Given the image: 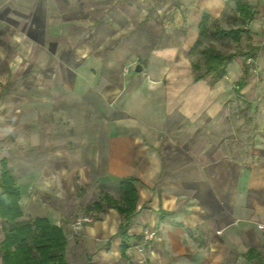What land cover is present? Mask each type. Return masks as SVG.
<instances>
[{
  "label": "crops",
  "instance_id": "crops-1",
  "mask_svg": "<svg viewBox=\"0 0 264 264\" xmlns=\"http://www.w3.org/2000/svg\"><path fill=\"white\" fill-rule=\"evenodd\" d=\"M117 1L0 0V63H8L13 85L3 94L23 122L30 118L31 147L45 152L46 175H31V185L64 194L75 175L83 188L102 191L85 206L96 219L74 232L67 216L19 188L13 174L21 220L60 227L67 264H256L250 250L264 264V155L253 153L244 164L214 159L212 141L199 140L227 113L230 83L237 87L250 63L242 71L230 63V81L224 75L212 84L209 76L195 81L186 59H167L176 45L158 49L160 63H145L142 47L119 43L134 28L126 23L119 31L115 9L95 11ZM115 51L126 55L118 60ZM23 65L35 70L20 80ZM126 178L137 198L122 254L121 216L102 197L121 202ZM145 227L158 231L146 258L135 248ZM4 228L0 219V243Z\"/></svg>",
  "mask_w": 264,
  "mask_h": 264
},
{
  "label": "rangeland",
  "instance_id": "rangeland-1",
  "mask_svg": "<svg viewBox=\"0 0 264 264\" xmlns=\"http://www.w3.org/2000/svg\"><path fill=\"white\" fill-rule=\"evenodd\" d=\"M246 2L255 12V20L247 26L251 32L250 43L260 50L254 62L243 60L241 57L232 62L238 63L241 71L243 63H253L248 70L247 85L243 89H237L236 82L232 80L230 92H235V96H231L226 104L227 113L214 118L212 133L208 132L206 135L199 132V140H203L208 147L212 141L214 159L226 157L241 164L249 161L253 153L264 155L263 152H259V149L264 150V0H246ZM101 6L100 10L95 9V11L116 10L119 15L118 21L121 20L119 31L120 26L126 23L134 28L132 35L119 43L128 42L127 45H131L134 49L142 47L143 51L138 53L140 57H145V63H160L157 59L158 49L176 45L178 50L172 54V57L167 58L170 62L186 59L187 62L202 67L204 59L200 52L197 49L191 53L187 52L193 46L197 35V24L203 12L210 14L209 25L212 29L227 30L239 27L235 20L233 0H131V3L127 4L118 0L116 6L113 3ZM143 18L144 21H141ZM124 35L119 33L118 38ZM247 42L244 36L241 37L238 45L231 40H204L202 47L213 45L218 50L230 52L236 46L245 48ZM114 53L118 60L126 55L125 52L120 51ZM133 63L139 62L133 61ZM19 70V79L23 80L35 69L23 65ZM9 77L8 63H0V159L3 157L7 159V166L15 175L19 188H25L29 195L33 194L34 198H38L41 202L54 205L72 223L79 217L95 220L96 216L93 212L85 211V206L97 200L102 191L97 188L95 190L83 188L75 175L72 176L69 189L67 188L69 191L64 188V194L59 191L60 194L54 192V188L49 186L45 190H39L31 185V175H37L41 179L46 175L45 164L42 162L45 152L43 147H31L30 118L26 117V121L23 122L22 114L18 111L12 112L13 108L7 95L3 94V91L13 89L12 83L9 84ZM223 79L230 81L231 78L225 75ZM19 83L16 86H19ZM46 117H39L40 122L44 124ZM47 193L50 196H47ZM115 197L118 199L117 194ZM72 231L78 232L73 228ZM146 231H152L154 235L147 241H140L139 247H135L138 252L145 255V258L151 252L158 237L155 228L145 227L141 232L142 235Z\"/></svg>",
  "mask_w": 264,
  "mask_h": 264
},
{
  "label": "trees",
  "instance_id": "trees-1",
  "mask_svg": "<svg viewBox=\"0 0 264 264\" xmlns=\"http://www.w3.org/2000/svg\"><path fill=\"white\" fill-rule=\"evenodd\" d=\"M235 20L239 27L232 29H217L210 27V15L203 12L197 26V38L189 50H198L204 59V64L199 67L192 64L194 80H200L209 76L210 82L215 83L226 72L227 66L237 57L243 60L254 61L259 47L250 43V31L247 25L254 19V11L246 0H233ZM246 37L245 48L236 46L233 51L223 52L213 45L203 46L204 40L223 41L231 40L237 45L241 37ZM252 64H244V73L237 82V88L246 84L248 70ZM134 180L122 179L119 182L121 202H117L108 196L102 200L107 205H116L121 216L118 235L121 238V251L128 248L127 230L130 220L134 215L136 203V190ZM19 190L15 187L14 176L4 159L0 161V219L5 224L3 240L0 243V257L3 264H67L65 260V237L60 227L50 224L45 218H33L21 220L22 213L19 207ZM249 255L255 256L256 264H263L257 258V254L250 250ZM249 260H254L248 257Z\"/></svg>",
  "mask_w": 264,
  "mask_h": 264
},
{
  "label": "built area",
  "instance_id": "built-area-1",
  "mask_svg": "<svg viewBox=\"0 0 264 264\" xmlns=\"http://www.w3.org/2000/svg\"><path fill=\"white\" fill-rule=\"evenodd\" d=\"M92 220L88 217H79L72 223V228L75 231H79L84 223H90ZM154 233L152 231H146L144 232V235H142V240L147 241L152 238Z\"/></svg>",
  "mask_w": 264,
  "mask_h": 264
},
{
  "label": "water",
  "instance_id": "water-1",
  "mask_svg": "<svg viewBox=\"0 0 264 264\" xmlns=\"http://www.w3.org/2000/svg\"><path fill=\"white\" fill-rule=\"evenodd\" d=\"M135 71L136 72H141L142 71V67L140 65H136L135 66Z\"/></svg>",
  "mask_w": 264,
  "mask_h": 264
}]
</instances>
